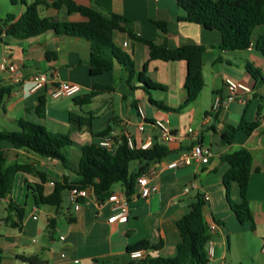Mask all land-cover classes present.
Segmentation results:
<instances>
[{
    "label": "crops",
    "instance_id": "0c3cea01",
    "mask_svg": "<svg viewBox=\"0 0 264 264\" xmlns=\"http://www.w3.org/2000/svg\"><path fill=\"white\" fill-rule=\"evenodd\" d=\"M3 1V0H2ZM27 3L34 0H24ZM37 9L42 16L62 18L63 10L51 6L53 0H41ZM92 6L101 12L117 13L131 21L138 35L157 43L164 42L170 48L185 44L205 46L202 52V74L204 86L198 97L183 110L175 109L182 102L185 92L183 81L186 62L150 60L145 44L132 39L126 32L115 30L112 33L114 45L131 60V75L128 69L105 53L98 52L103 59L113 61V68L100 74H90L91 43L83 38L56 34L52 30L37 36L18 39L6 32L7 25L0 24V85L10 86L0 109V129L18 130L16 119L46 125H70L68 113L77 110L90 117V130L73 129V140L78 144L99 142L103 136L99 132L109 127L114 140L129 134L135 145L140 146L151 136L153 141L166 145L172 153L150 165L157 167L151 182L157 190L146 198L136 195L128 199V218L125 221L108 222L111 214L110 202L98 201L90 188L77 210L72 209L66 199L67 189L60 206L36 205L34 202L19 218L14 211L0 216L1 264H29L25 257L35 256L40 264H129L127 247L139 240H147L150 256H173L180 240L176 221L195 202L196 195L206 194L203 216L213 240V255L209 264H236L246 256L254 257L253 264H264L262 244L264 240V79L254 78L246 69L249 64L259 70L264 77V56L254 45L264 28H254L251 44L246 49L224 50L218 47L220 33L191 22L179 21L183 14L176 0H74ZM12 4V3H11ZM13 20L16 21L25 9L12 4ZM15 8V10H14ZM0 18H3L0 16ZM69 20H81L78 14L68 16ZM153 21H164L166 32L162 33ZM264 25V24H263ZM258 30L257 33H255ZM19 65L25 75L24 80H13L12 74L2 67V62ZM163 86L149 92L142 88L139 73ZM44 72L47 82L44 87L33 90L29 76ZM248 83L253 87L252 97L244 104L238 101L226 108L211 113L213 96L224 94V79ZM58 82L76 83L80 90L73 96L52 97L51 86ZM96 84L110 85L111 90L96 92L90 102L78 107L73 97L89 92ZM45 99V110L40 116L35 111L39 97ZM149 98L161 101L169 110L159 108ZM145 115V127L138 130L140 118L137 107ZM210 114L209 118H205ZM241 117L256 121L257 126L249 133L239 131L232 143L221 141L222 132L230 125L236 126ZM161 119L174 132L172 140L161 139L160 132L152 122ZM72 128V127H71ZM195 143L209 147L212 152L207 163L192 161L177 168H166L165 163L176 158L183 150ZM247 148L251 155V171L248 180L247 199L252 212V221L240 223L230 209L223 185V175L229 165L222 161V155ZM7 161L30 163L26 155L38 157L33 163V171L45 174V193L52 190V181L67 175L70 180L78 177L63 170L55 160H48L24 149H16L6 141L0 142ZM51 163L53 167H47ZM130 171L139 167L137 161L130 163ZM47 167V168H46ZM32 172V171H31ZM30 173H17V186L21 190L34 191L40 176ZM189 187L188 191L185 188ZM112 192H123L121 183L111 186ZM8 195V194H7ZM6 195V196H7ZM6 196L1 199H6ZM232 200L239 199L235 184L230 190ZM65 205H63V201ZM33 201V199H32ZM15 200L10 198L9 203ZM8 207V205H7ZM16 223L12 226L10 223ZM214 224V229L210 226ZM263 256V260L260 259Z\"/></svg>",
    "mask_w": 264,
    "mask_h": 264
},
{
    "label": "trees",
    "instance_id": "16d2710c",
    "mask_svg": "<svg viewBox=\"0 0 264 264\" xmlns=\"http://www.w3.org/2000/svg\"><path fill=\"white\" fill-rule=\"evenodd\" d=\"M20 1L24 4L25 9L16 21H12L14 16L11 13L0 18V24L7 25L6 32L14 38L25 39L52 30L56 34L86 39L92 46L90 74H100L112 70L113 61L98 56L97 53L102 52L114 59L115 62L125 66L131 75V60L112 41L113 31L119 30L126 32L132 39L145 44L150 60H183L186 62L183 81L185 95L178 107L171 110L176 112L183 110L198 97L204 86L202 52L205 46L203 45L185 44L170 48L164 42L157 43L135 33L131 21L121 14H105L92 6L79 4L74 0H53L51 6L57 11L63 10L62 18L40 15L37 5L42 2L41 0H34L30 3L24 0ZM10 2L15 4L17 0H10ZM176 3L183 11V14L177 17L179 21L200 24L207 29L218 31L220 33L218 47L224 50L248 48L254 28L264 24V0H176ZM74 13L81 16L82 19L69 20L68 16ZM153 22L162 33L166 32L164 21ZM254 47L264 56V33L258 36ZM245 67L254 78L264 79L257 68L249 64H246ZM139 81L147 92L152 89H163L162 85L144 76L143 71L139 73ZM111 89L110 85L96 84L89 92L74 96V105L81 108L90 102L96 92ZM9 91V85H0V109L2 101ZM149 101L159 108L170 109L161 101L151 98ZM44 110L45 99L41 96L35 106V111L41 116ZM68 121L73 129L90 130V117L77 110L69 111ZM14 123L18 126V130L0 129V142L6 141L16 149H24L42 158L55 160L65 168H70V166L68 158L63 153L64 147L76 145L80 151L77 165L70 169L78 178L70 180L67 175H63L60 179L52 181V190L47 194L44 191L45 174L38 171L40 181L35 183L32 193V199L36 205L60 206L63 192L72 186L90 188L95 198L103 202L111 194V186L116 183L122 184L123 193L129 199L137 191V177L151 163L172 153V150L166 145L155 141L146 148L137 145L129 147L125 136L115 140L114 147L109 150L94 141L78 144L69 134L48 131L44 125L37 122L19 118ZM256 126V121H247L241 117L238 125H230L222 132L221 141L230 144L237 132L249 133ZM108 132L109 127L94 132L93 135L99 137ZM221 159L229 165L222 180L229 207L240 223L252 221V212L247 199L252 155L247 148L242 147L222 155ZM132 161L139 163V167L135 171L129 170ZM31 171H33V166L30 163L7 161L0 148V199L11 192L17 173H30ZM233 184L238 188L239 199L237 201L230 197ZM203 206L202 195L197 194L195 202L176 221L180 240L173 256L147 255L145 259L134 264H209L205 245L210 239V234L203 216ZM7 208L14 211L19 218L24 214L23 207L14 202H10ZM10 225L17 226L13 222ZM150 248L157 249L159 246L150 247L147 240H139L128 246L127 252ZM2 259L0 248V264ZM24 260L29 264H40L35 256L25 257Z\"/></svg>",
    "mask_w": 264,
    "mask_h": 264
},
{
    "label": "built area",
    "instance_id": "2783aa9c",
    "mask_svg": "<svg viewBox=\"0 0 264 264\" xmlns=\"http://www.w3.org/2000/svg\"><path fill=\"white\" fill-rule=\"evenodd\" d=\"M2 67L9 71L12 74L13 80L22 81L25 78V75L21 69V67L15 63H6V61L2 62ZM30 81L32 82V89H38L44 87L47 78L44 72H35L29 76ZM224 94L216 93L213 96L212 104H211V113H216L222 108H226L230 103L234 101H238L246 104L249 99L252 97L253 87L248 83L233 80L231 78L224 79ZM80 90V86L76 83H67V82H58L50 87L49 93L52 97H60V96H73ZM137 113L140 118V122L138 124V130L143 131L145 127V115L143 109L138 106ZM210 117V114L206 115V119ZM152 125L155 129L160 132L161 139L164 141L172 140L174 137V132L170 129L167 123H165L161 119H156L152 122ZM127 140V144L129 147H133L135 145L131 135H124ZM114 139L111 133H107L104 135L100 141L99 145L111 150L114 147ZM151 142H153V138L149 135L146 140L140 145L142 148L148 147ZM212 152L209 147L202 145L201 143H195L190 148H187L181 151L176 158L165 163L166 168H177L183 165H187L192 161H199L201 163H207L209 158L211 157ZM157 172V167L155 165H150L143 173H141L137 179V191L131 196H138L141 198H146L150 193L155 192L157 190V184L155 182H151V177ZM87 188H79L77 186H72L67 189L66 199L69 206L77 210L81 203L82 199L87 195ZM189 187L185 188V191H188ZM130 196V197H131ZM204 200L208 199V195L203 196ZM110 202L111 214L108 216L107 221L117 222V221H125L128 218V199L124 195L123 192H112L108 198L106 199ZM214 229V224L210 226V230ZM206 254L208 257L213 255V240L208 239L205 245ZM262 252L264 253V240L262 244ZM148 253L146 250L139 249L128 252V256L130 258L129 264H134L137 261L143 260L147 257Z\"/></svg>",
    "mask_w": 264,
    "mask_h": 264
},
{
    "label": "rangeland",
    "instance_id": "374dc122",
    "mask_svg": "<svg viewBox=\"0 0 264 264\" xmlns=\"http://www.w3.org/2000/svg\"><path fill=\"white\" fill-rule=\"evenodd\" d=\"M20 3H21V1L17 0V5L18 6H20ZM11 5L12 4H11L10 0H3V1L0 0V16L1 17H5L6 12H8L6 10H10L9 12H11V13L13 12V7H15V6H11ZM14 10H15V8H14ZM256 27H258V26H256ZM263 28H264V25L262 24V25H259V28H257V29H259V32H262ZM260 30H262V31H260ZM255 31H256L255 33L258 32V30H255ZM45 128H46V130L51 131V132L67 133V134L70 135L71 138H73V134H74L73 133V128H71L69 125H66V124L60 125V124H58V125H53V127H51V125H46ZM63 153L68 158L69 166H70V168L63 167V170L66 173L72 175L73 173H72V171L70 169L77 165V162H78V159H79V155H80V151H79V149H78V147L76 145H72V146L64 147ZM24 159L28 160V162L32 161L33 163L39 161V158L36 157V156L33 157V156L26 155L24 157ZM33 163H32V165H33ZM59 165L62 167L61 163H59ZM45 166L50 167V169H51V167H53V164L48 163ZM129 166H130V168H132L131 165H129ZM31 174L32 175L34 174V175L39 177V174L36 171H32ZM17 178H18V176H16L14 178V183H13L12 190L6 196V199H0V216L5 214L8 211L7 210V205L9 204L10 198L12 200H15L17 203H19L25 209V211H28L29 207L33 203L30 191L29 190L28 191L25 190V188H23L21 190L18 188V186H17ZM115 185L116 184H114V186ZM64 195H65V191L63 192V198H64ZM65 202L66 201L64 200L63 201V205H65ZM251 258H254V257L246 256L244 259L238 260L235 263L236 264H253V259H251ZM260 259L263 260V256H260Z\"/></svg>",
    "mask_w": 264,
    "mask_h": 264
}]
</instances>
